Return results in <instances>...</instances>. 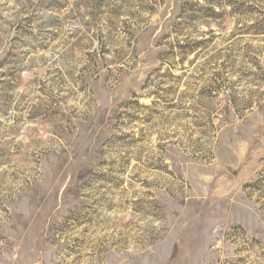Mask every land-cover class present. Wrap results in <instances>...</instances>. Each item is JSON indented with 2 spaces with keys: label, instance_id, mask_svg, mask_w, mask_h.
<instances>
[{
  "label": "rangeland",
  "instance_id": "obj_1",
  "mask_svg": "<svg viewBox=\"0 0 264 264\" xmlns=\"http://www.w3.org/2000/svg\"><path fill=\"white\" fill-rule=\"evenodd\" d=\"M0 264H264V0H0Z\"/></svg>",
  "mask_w": 264,
  "mask_h": 264
}]
</instances>
